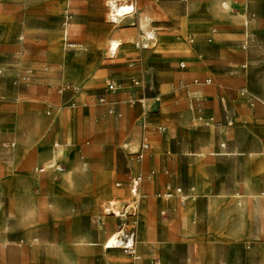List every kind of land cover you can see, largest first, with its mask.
Returning a JSON list of instances; mask_svg holds the SVG:
<instances>
[{
    "label": "rangeland",
    "instance_id": "obj_1",
    "mask_svg": "<svg viewBox=\"0 0 264 264\" xmlns=\"http://www.w3.org/2000/svg\"><path fill=\"white\" fill-rule=\"evenodd\" d=\"M110 1L0 0V264H131L139 254L123 247L137 227L185 223L179 209L226 230L234 244L213 250L222 264H264V0H119L133 13L116 23ZM83 71L98 77L79 102ZM66 81L69 98L57 93ZM167 178L182 203L159 197Z\"/></svg>",
    "mask_w": 264,
    "mask_h": 264
},
{
    "label": "crops",
    "instance_id": "obj_2",
    "mask_svg": "<svg viewBox=\"0 0 264 264\" xmlns=\"http://www.w3.org/2000/svg\"><path fill=\"white\" fill-rule=\"evenodd\" d=\"M172 8L178 9L176 6H169L165 10V13L168 15L169 19H170V9ZM160 9L162 10V8ZM161 14H163L162 11ZM178 15H179V19H177V21L179 22H173V24L175 26V29L178 28L177 30L183 31L185 29L183 28L182 22H180L182 20V17L180 15L179 9H178ZM190 29L193 30L197 28L195 27L186 28V30H190ZM110 40L107 42V44H109ZM42 57L43 56H40V58ZM44 60H40V61L42 63H45ZM86 75L87 74L85 73V71L80 73H74L73 75V81L75 83L76 82L79 83V86L82 87V90L80 91L81 93L75 96L76 101L79 102L80 99L83 98V95L86 94L85 92L88 91L86 90L87 89L86 87H89L97 83V77H98L97 75H95V77L91 78L90 80L86 78ZM65 83L70 85V82L68 81L64 82L63 84ZM64 95L66 97L68 96L67 98L72 97L68 93H65ZM143 103L144 102H142V105H144ZM139 105H141L140 102ZM156 105L159 107L158 103ZM106 106L107 109H109L111 105L107 104ZM135 113H139L138 108L136 110H133V114ZM63 116H64L63 118H66V116H68V112H66L65 115ZM220 150L221 149L219 148L218 152L220 154L219 155L220 157L226 156L227 152L230 153L233 152L228 150L224 154H222L223 152L221 151L222 152L221 153ZM146 152L144 153V155L146 154ZM180 152L182 153L184 151H180ZM161 153L164 154L165 150L164 151L162 150ZM46 155L47 153H44V151L42 150L38 151V156L47 158L48 156L46 157ZM182 160L184 164L187 163V157H182ZM176 161L177 158L174 156L172 157L160 156L156 161V166H162V168H164L163 165L165 164L168 165L170 168H174ZM54 163L59 164L57 163V160H54ZM64 173H62V175H60L59 177L60 178L63 177ZM165 184L166 185L170 184L172 187L177 186L172 178H167ZM158 187H159V181L157 180L156 182L153 183L151 188L158 189ZM199 189L200 188L196 186L195 194L202 193V189L201 190ZM143 197L146 198L147 195H144ZM183 214H185V216ZM177 216L178 217L184 216L185 223L171 224V225H164V224L139 225L137 227V230L134 233L133 240L130 241L134 242L132 248L134 247L135 250H137L139 256L136 257V259L133 260L131 264H155L154 260L156 258H160L162 264H199L200 262H201L200 264H222L224 258L221 257L220 253L216 255L213 252V250H220L221 248L225 249L227 248L228 245L231 246L234 244L233 240L232 241L227 240L225 235L226 230H222L216 226L201 227V226H195L189 224L186 221V219L189 218V215H187V211L183 213V211L179 209L177 211ZM109 233L110 231L107 230L104 236H107ZM104 236H102V238H104ZM205 250H208V253H205ZM113 257L115 258V255ZM120 257L123 258L122 255L118 256V258Z\"/></svg>",
    "mask_w": 264,
    "mask_h": 264
},
{
    "label": "built area",
    "instance_id": "obj_3",
    "mask_svg": "<svg viewBox=\"0 0 264 264\" xmlns=\"http://www.w3.org/2000/svg\"><path fill=\"white\" fill-rule=\"evenodd\" d=\"M67 21L68 19L67 18H64V27L66 28L67 27ZM66 29L63 30V42L65 43V48L66 47H71L70 45H68V40H67V37H66ZM182 67H184L183 65H181ZM0 75H2V71L0 70ZM32 75V71L31 70H26L24 73H23V79L24 80H28L30 78V76ZM206 84H209L210 81L209 80H206L205 81ZM134 85L135 86H138L139 87V82L138 81H135L134 82ZM106 90L110 91V92H113L115 91L114 89V86L111 84V83H107L106 84ZM72 91V88L69 84L65 83V84H62L61 86H59L58 90H57V93L59 95H64L65 93H69ZM96 101L100 104V105H107L108 102L106 100V98H104L103 96H97L96 97ZM141 104H142V100L139 101ZM133 105V104H132ZM108 112L110 114L114 113V109L113 107H109L108 109ZM160 130H163V129H160ZM5 147L7 148H13L14 147V144L13 143H8L5 145ZM148 150V144H147V141L146 139L144 138L141 143H140V146H139V149H138V152L135 154L136 158L138 160H142L143 159V156H144V153ZM49 169H52L54 170L55 174L56 175H62V173H64V168L60 165H57L56 163L52 164L51 166H49ZM45 170L42 168L39 170V173H44ZM141 184V178L140 177H136L132 180L131 182V193L134 194L137 190V187ZM181 190L179 188H174L172 187L170 184H167L164 188V192L162 193V195H159L160 198H164L166 200L172 198L173 196H178L180 198V201L182 203L183 201V198L181 199L180 195H181ZM161 215H165V211H162L160 212ZM133 238V236H131ZM132 240V239H130ZM130 240H127L126 243H125V246L123 247L124 250H130L131 251V248L132 246H129V241ZM128 246V247H127ZM118 247V246H117ZM120 247V246H119ZM133 253V252H131Z\"/></svg>",
    "mask_w": 264,
    "mask_h": 264
},
{
    "label": "bare ground",
    "instance_id": "obj_4",
    "mask_svg": "<svg viewBox=\"0 0 264 264\" xmlns=\"http://www.w3.org/2000/svg\"><path fill=\"white\" fill-rule=\"evenodd\" d=\"M118 2H119V0H111L109 2V21L113 22V23H116L119 19L124 20V19L128 18L131 13H133V7H131L130 5H127V6L118 5L117 4ZM144 38L147 40L154 39L151 36V33H146V37H144ZM119 47H120V44L118 43V41H110L108 44L109 54L110 55H116V53L119 50ZM113 205H115V204L112 202H109L107 204V207L109 208L110 206H113ZM119 234L120 233L115 234L114 236H112L111 238H109L107 240V242L105 243L107 249L117 248L116 244L117 243L119 244V242H120L118 239ZM129 246H133L132 241L129 242Z\"/></svg>",
    "mask_w": 264,
    "mask_h": 264
}]
</instances>
